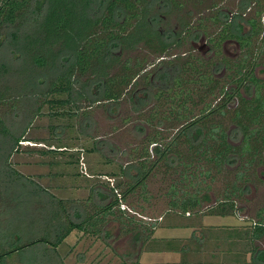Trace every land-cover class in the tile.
<instances>
[{
	"label": "rangeland",
	"instance_id": "rangeland-1",
	"mask_svg": "<svg viewBox=\"0 0 264 264\" xmlns=\"http://www.w3.org/2000/svg\"><path fill=\"white\" fill-rule=\"evenodd\" d=\"M176 1L181 6L169 15L161 14L159 29L165 34L166 30L181 32L184 37L195 29V17L200 12L212 8L213 5L225 8L232 2ZM57 3L56 1V5L49 7L56 11L59 9ZM157 3L152 2L154 5ZM100 4V0H94V8L102 6ZM59 7L64 9V4ZM62 9L58 12L61 13ZM212 14V11L207 10L204 16ZM183 20L188 23V28L181 26L180 21ZM67 22L71 24L72 17H68ZM50 23L55 24V20ZM35 25L30 27L26 24L20 33L24 35L26 31L34 30L36 33L29 37L30 40L20 34L14 36L7 33L0 44V248L4 245L7 248L23 247L24 244L41 238L48 228L47 221H52V225L60 224L63 207L57 200L64 201L66 210L73 208L68 211L74 214L76 205L87 204L94 187L104 191L103 194L108 197L106 202L112 199L109 188L111 184L122 194L127 177L121 175L120 167L130 164L133 167L130 173H135L137 158L134 156L140 154L143 133L145 130L148 133L154 130L142 123L143 116L149 115L156 107L155 101L151 99L148 104H143V86H139L132 98V102H137L135 107L125 95L114 102H85L80 110L68 105L51 106V98L60 95L65 99L66 94L51 93L45 98L40 94L50 90V78L57 75L56 70L62 69L56 66L59 65L57 56L55 58L48 55L47 64L43 68L33 63L34 51L43 45V42L39 46L38 43L44 40L45 31L50 24L41 17ZM218 28L219 26H207L206 29L217 35ZM59 30L53 37V40L58 41L50 46L54 52L56 49L60 50L58 55L66 51L59 41L66 30ZM135 31L136 34L142 32L141 29ZM185 40L187 43L172 47L168 52L187 55L191 53L195 57L197 54L193 52L192 41ZM49 50L48 47L41 49L44 53ZM114 53L118 54L119 60L127 59L129 68L132 69H136V63H140L138 65H145V69L150 70L152 65L158 63L159 57L153 48L145 45L122 53L116 49ZM94 64L97 67L103 65L97 60H94ZM171 66L162 65L153 75L151 73L152 87L167 86L168 79L174 74ZM120 70L119 66H114L111 68V76ZM90 79L88 76H81L77 84L91 85ZM140 81L143 83L144 79ZM89 85L86 87L90 89ZM37 107L39 110H36ZM140 125L143 132L139 130ZM155 128L162 132L163 137L175 133V130H169L163 124ZM17 136L18 144L11 149L10 146ZM60 146L64 147L63 152L59 150ZM94 147L96 150L93 151ZM148 149L149 160L156 158L151 143ZM234 164L224 165V171L214 179L201 183L203 189L200 194L208 195L209 201L199 207L200 212L190 211L187 215V212L184 214L178 209H171L169 201L172 195L181 199L183 185L187 187L188 181H183L180 166L178 169H168L160 163L143 180L145 188L137 187L133 193L121 198L122 206L127 208L123 210L121 222L109 216L105 225L106 234L103 236L74 229L56 247H52L51 243L28 244L22 250L14 249L8 253L0 260V264H133L135 261L140 264H182L183 253L178 250L182 251L184 245L197 249L194 253L189 251L190 255L185 257V264H251L247 250L249 241L244 238L243 233L246 236L258 219L257 213L264 209V183L258 181L252 171H246L249 190L236 200L239 210L234 215L223 217L210 213L213 210L210 206L231 188L233 177L230 171ZM196 175L197 179L204 178L198 176L197 171ZM196 178L193 179L195 187L198 185ZM174 183L178 190L176 196L170 189ZM185 190L192 193L195 191L191 187ZM51 195L56 199L51 198ZM65 218L62 222H65ZM162 222L190 226L184 228L186 232L182 235L174 230H160ZM150 230L152 232L148 235ZM171 236L183 238L179 246H176L179 243L173 244V240H170L176 250L160 247ZM184 239L186 242H183ZM253 245L264 248V238L255 241ZM238 253L239 260L235 261Z\"/></svg>",
	"mask_w": 264,
	"mask_h": 264
},
{
	"label": "trees",
	"instance_id": "trees-1",
	"mask_svg": "<svg viewBox=\"0 0 264 264\" xmlns=\"http://www.w3.org/2000/svg\"><path fill=\"white\" fill-rule=\"evenodd\" d=\"M56 1L58 2L57 6L64 4V9L58 6L59 9L53 11L49 7L52 4L56 5ZM100 1L102 6L94 8V0H0V44L7 33L17 36L26 24L30 27L36 26L35 24L40 21L41 17H44L45 22L50 25L45 31L44 40L38 43V46L42 42L43 45L41 44L38 47L39 50L34 51L33 63L43 68L47 64L46 57L48 55L55 58L57 56L59 65L56 64V66L62 70H56L57 75L50 78L51 84L48 86L50 90L42 91L40 95L45 98L51 93L63 92L66 94L65 99H62L60 95L51 98L49 100L51 106L68 105L77 110H80L81 105L86 104L85 102H89V104L100 100L114 102L125 95L135 107L137 102H132V98L139 86H143L142 94L145 95L143 104H148L151 99L155 101L154 106L156 107L149 115L143 116L142 123L145 127H152L154 130L150 133L145 130L143 133L140 154L134 156L137 158H134L137 164L135 173H130L133 168L130 164L127 167H120L121 175L127 177L124 183L126 187L122 194H119L116 187L111 184L109 188L112 199L106 202L108 197L103 194L104 191L94 187L86 201L88 205H76L74 214L68 211L73 208L66 210L64 201L57 200L63 207L60 224L52 225V221L51 223L47 221L46 228H48L43 233H47V235L42 234L41 238L26 243L23 247L7 248L4 245L0 248V260L14 249L22 250L28 244L51 243L52 247H56L74 229L103 236L106 234L105 225L109 216L121 222V216L124 215L123 210L127 209L122 206L121 198L133 193L137 187L145 188L143 180L148 172L160 163L168 169H178L180 166L183 181H188L187 187L195 190L193 193L186 191L187 187L184 184L183 192L180 193L181 199L172 195L169 206L182 213L198 211L203 203L209 201L208 195L200 194L203 189L201 183L207 179H214L224 171L225 163L234 164L238 161L241 168L230 171L233 177L231 188L228 187V192L226 191L221 198L217 199V203L210 206L213 209L210 211L211 214L234 215L236 200L241 196V186L249 180L243 165L255 161L252 156L256 152L257 139L254 135L258 128L253 125L258 124V116L261 114L260 103L254 101L248 106H243L244 114H242L244 116L238 123L244 130V140L240 148H233L226 142L223 132L221 130L219 132L221 124L217 125V130L213 127L217 123L212 116L209 96L213 95L214 91L207 79V75H209L207 67L202 64L197 65V60L191 53L187 55L168 52L172 47H179L187 43L185 38L192 40L193 32L189 31L184 37L181 32L166 30L165 34L161 33L159 29L161 14L169 15L175 9L177 10L181 3L176 0H160L159 3L157 0ZM152 2H156L157 5ZM61 9L62 11L59 13L58 11ZM68 17H72L71 24L67 22ZM219 18L218 16L215 19L220 20ZM53 19L55 24L50 23ZM180 24L183 28L189 26L185 20L180 21ZM207 26H209L207 22H202V27L206 29ZM6 28L7 31H5ZM59 29L66 30L59 40L61 47L66 51L60 55H58L59 49L54 52L50 47L58 41L57 39L53 40V37L59 33ZM137 29H141L142 32L136 34L135 30ZM30 32L26 31V34L20 35L30 40L29 37L36 33L34 30ZM140 45L153 48L159 54L158 65L153 62L154 65L150 67V70H146L145 65H138L140 63H136V69L129 68L128 60H119L118 54L114 53L116 49L121 53L129 52L137 49ZM45 47L50 49L46 53L41 51ZM94 60L101 61L103 65L95 66ZM162 65H172L174 74L168 79L167 86L154 88L151 86V73L153 75L154 71ZM114 66H119L121 70L111 76V68ZM81 76L91 78V85L86 83L78 85L77 82ZM143 79L144 82L141 83L140 80ZM58 83L61 84L58 85ZM86 85L91 88H87ZM216 108V110H221L223 107L217 106ZM36 110H39L38 107ZM162 124L169 130H175V133L169 137H163L162 132L155 128ZM141 126H139V130L143 132ZM17 137L10 146L11 149L18 144L19 137ZM150 143L157 156L152 160H149L148 145ZM58 148L60 151H64V147ZM48 150L53 151L52 149ZM235 152L238 153V156L234 155ZM196 171L198 176H204V178L197 179ZM212 171L214 173H211ZM195 178L198 184L196 187L193 183ZM110 182L113 183V181ZM175 186V183L172 184L170 189L171 193L176 196L178 190ZM51 198L56 199L54 195H51ZM213 205L216 206L212 207ZM64 217H66L65 222L67 223L62 222ZM129 222L131 221L129 220ZM152 226L154 225L152 224ZM151 232L150 230L148 235ZM243 234L244 238L249 241L247 250L250 253V263L264 264V248L253 245L255 241L264 238V215L259 213L253 227L247 231L246 236L245 233ZM237 260H239V253L235 261ZM133 264L140 263L135 261Z\"/></svg>",
	"mask_w": 264,
	"mask_h": 264
},
{
	"label": "flooded vegetation",
	"instance_id": "flooded-vegetation-1",
	"mask_svg": "<svg viewBox=\"0 0 264 264\" xmlns=\"http://www.w3.org/2000/svg\"><path fill=\"white\" fill-rule=\"evenodd\" d=\"M230 1L225 8L219 5L208 8L213 13L211 16H204L207 10H203L195 17L197 22L191 40L193 52L197 54V65L207 67V79L214 91L209 96L212 116L217 123L213 127L217 130V125L221 124L218 130L223 132L226 142L233 148H240L244 140V130L238 123L244 116L243 106L254 101L260 103L258 124L253 125L258 128L254 135L257 139L256 152L252 156L255 161L247 162L243 167L245 171H252L255 178L264 183V0ZM218 16L220 20L215 19ZM206 21L209 26H219L217 35L202 27V22ZM217 106L223 108L216 110ZM234 155L238 156V153ZM234 163L233 170L241 168L240 162ZM248 184L245 181L241 186L239 199L243 192H248ZM238 210L236 204L234 214ZM261 210L257 215H264V209Z\"/></svg>",
	"mask_w": 264,
	"mask_h": 264
},
{
	"label": "crops",
	"instance_id": "crops-1",
	"mask_svg": "<svg viewBox=\"0 0 264 264\" xmlns=\"http://www.w3.org/2000/svg\"><path fill=\"white\" fill-rule=\"evenodd\" d=\"M185 214V213H184ZM182 215V214H181ZM187 215H189L188 214V212H187ZM167 216H169V215H166V217ZM185 216V215H184ZM221 217H223V216H221ZM170 218V217H169ZM166 219H168V218H166ZM192 220H193V218H192ZM165 222H166V220H165ZM164 222V223H165ZM180 226H182V225H179V226H177V225H172V224H163V222L160 224V230L162 229H165L166 231H168V232H171V231H176L177 232V234H184V232H186V230H184V228H186V227H188V226H190V225H184V226H182V227H180ZM194 228V227H193ZM176 234V233H175ZM173 235V234H172ZM165 238V237H164ZM175 238H177V239H175ZM180 238H181V236H180ZM179 237H175V236H171V239L168 237V238H166V240H165V242H162V244L160 245V247H163V248H168V250H170V251H174V250H176V246H179L180 244H181V241H182V239H180ZM146 239V238H145ZM164 240V239H163ZM170 240H173V244L174 243H179L178 245H172V243H171V241ZM183 242H186L185 241V239H184V241ZM171 243V244H170ZM164 244V245H163ZM196 249V248H195ZM194 249V247L192 248V247H189V245L188 246H186L185 247V245L184 246H182V251L181 250H178V251H180L181 253H183V259H182V264H185L186 262H187V259L185 258L186 256H188V255H190L189 254V251L191 252V251H193L192 253H194V252H196V250ZM160 250V249H159ZM167 250V251H168ZM227 253V252H226Z\"/></svg>",
	"mask_w": 264,
	"mask_h": 264
}]
</instances>
